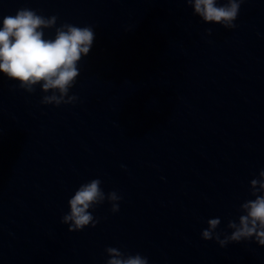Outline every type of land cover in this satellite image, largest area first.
Instances as JSON below:
<instances>
[{
    "label": "clouds",
    "instance_id": "9594fccd",
    "mask_svg": "<svg viewBox=\"0 0 264 264\" xmlns=\"http://www.w3.org/2000/svg\"><path fill=\"white\" fill-rule=\"evenodd\" d=\"M184 3L191 6L193 14L203 22L234 29L244 0H225L221 4L218 0H184ZM57 21L56 15L45 17L29 8L17 10L14 16H4L0 27V73L18 81L19 87L28 93L34 92L39 85L45 93L40 102L60 106L75 104L79 99L75 94L69 95V91L80 75L79 62L92 48L95 32L92 26L70 23L56 27ZM52 28H55L54 39H45L43 30ZM206 31L211 35L212 29ZM101 183L97 178L81 184L68 200L69 211L61 218L62 224L69 225L68 232L96 227L99 219L94 217L93 211L106 200L112 213L119 212L123 197L116 191L105 194ZM250 194L254 199L240 204L238 222L228 220L230 234L217 232L221 219L216 217L207 220V228L201 232L202 239L215 240L221 248L241 241H254L264 246V169L250 181ZM105 251L109 257L106 264H149L148 258L139 253L125 254L115 247Z\"/></svg>",
    "mask_w": 264,
    "mask_h": 264
}]
</instances>
